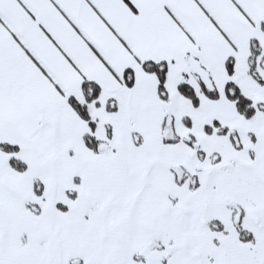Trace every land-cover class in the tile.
I'll use <instances>...</instances> for the list:
<instances>
[{
  "label": "snow or ice",
  "instance_id": "6c2138e0",
  "mask_svg": "<svg viewBox=\"0 0 264 264\" xmlns=\"http://www.w3.org/2000/svg\"><path fill=\"white\" fill-rule=\"evenodd\" d=\"M0 264H264V0H0Z\"/></svg>",
  "mask_w": 264,
  "mask_h": 264
}]
</instances>
